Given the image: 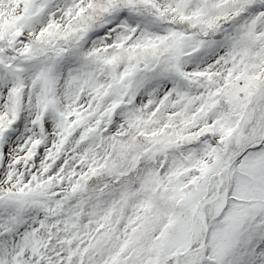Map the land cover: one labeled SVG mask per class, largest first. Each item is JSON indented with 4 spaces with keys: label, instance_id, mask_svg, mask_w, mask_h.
Returning <instances> with one entry per match:
<instances>
[{
    "label": "snow or ice",
    "instance_id": "1",
    "mask_svg": "<svg viewBox=\"0 0 264 264\" xmlns=\"http://www.w3.org/2000/svg\"><path fill=\"white\" fill-rule=\"evenodd\" d=\"M0 264H264V0H0Z\"/></svg>",
    "mask_w": 264,
    "mask_h": 264
}]
</instances>
